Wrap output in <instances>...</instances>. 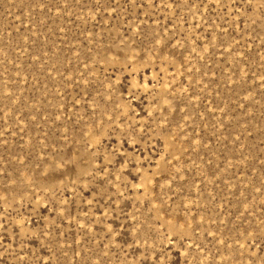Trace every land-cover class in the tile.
I'll return each mask as SVG.
<instances>
[{
  "label": "rangeland",
  "instance_id": "374dc122",
  "mask_svg": "<svg viewBox=\"0 0 264 264\" xmlns=\"http://www.w3.org/2000/svg\"><path fill=\"white\" fill-rule=\"evenodd\" d=\"M0 264H264V0H0Z\"/></svg>",
  "mask_w": 264,
  "mask_h": 264
}]
</instances>
